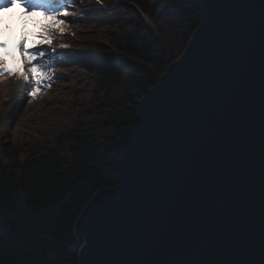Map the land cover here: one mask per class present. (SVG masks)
<instances>
[{"label": "water", "instance_id": "water-1", "mask_svg": "<svg viewBox=\"0 0 264 264\" xmlns=\"http://www.w3.org/2000/svg\"><path fill=\"white\" fill-rule=\"evenodd\" d=\"M199 3L77 222L79 264H264V0Z\"/></svg>", "mask_w": 264, "mask_h": 264}, {"label": "trees", "instance_id": "trees-1", "mask_svg": "<svg viewBox=\"0 0 264 264\" xmlns=\"http://www.w3.org/2000/svg\"><path fill=\"white\" fill-rule=\"evenodd\" d=\"M72 4L79 18L50 45L68 73L63 92L0 125V264H79L77 222L117 184L118 139L203 20L199 0Z\"/></svg>", "mask_w": 264, "mask_h": 264}, {"label": "rangeland", "instance_id": "rangeland-1", "mask_svg": "<svg viewBox=\"0 0 264 264\" xmlns=\"http://www.w3.org/2000/svg\"><path fill=\"white\" fill-rule=\"evenodd\" d=\"M34 0H27V3H33ZM46 3L52 4L55 8H66L68 12H75L67 17H61L65 21L71 19H78L80 16V9L73 7L74 0H44ZM25 7L20 3L14 5L11 8L6 9L5 11H0V15L6 16V21L0 24V36H3L7 33L5 25L15 28V25L18 21L21 22L20 13L24 12ZM31 11V9H29ZM11 15V17H9ZM33 23L36 24V27H33ZM43 23H50V20L43 16L40 13H35L27 20V30L31 32L39 31V25ZM21 31V30H20ZM60 35V33L55 34ZM62 43V41L60 42ZM64 44V43H63ZM45 50L46 55L41 57L39 60L34 61L33 63H40L42 60L51 61L50 64L46 67H51L53 69L52 79L48 82V86H42L41 90L38 92L36 98H31L28 93L31 91L30 84H20L18 85V78L14 75H4L0 77V105L2 112H0V125L2 128H7L12 126L20 119H22L25 114H30L34 110V116L39 110H42L44 107H49V105L56 99V97L63 92L64 85L61 84V81L68 75L67 71L64 69V63L54 62L51 53L50 45L39 46ZM10 50L14 51L13 48ZM15 52V51H14ZM3 50H0V55H2ZM16 53V52H15ZM17 55V54H16ZM11 64V58H7ZM62 66V67H60ZM58 81V82H57ZM57 82V84H56ZM54 85V90H51V86Z\"/></svg>", "mask_w": 264, "mask_h": 264}, {"label": "snow or ice", "instance_id": "snow-or-ice-1", "mask_svg": "<svg viewBox=\"0 0 264 264\" xmlns=\"http://www.w3.org/2000/svg\"><path fill=\"white\" fill-rule=\"evenodd\" d=\"M70 2V0H68ZM22 6L25 7V16L31 17L35 13H40L50 20V23L39 25V31L31 32L27 30V21L21 17L20 39L16 43L15 48L19 51V58L16 53L9 49V40L0 39V77L4 75H14L18 80L31 85V91L28 95L36 98L42 86H48V82L52 79L53 69L46 67L51 61L42 60L40 63H33L46 55L45 50L39 46L51 45L55 39V34L64 33L65 20L61 17H67L66 8H55L52 4L44 2V0H34L33 3H27L22 0ZM31 9V11L29 10ZM33 27L36 24L33 23ZM7 33H12V27L5 25ZM2 33V30H0ZM62 48L68 47L61 45ZM11 58V64L7 58Z\"/></svg>", "mask_w": 264, "mask_h": 264}, {"label": "bare ground", "instance_id": "bare-ground-1", "mask_svg": "<svg viewBox=\"0 0 264 264\" xmlns=\"http://www.w3.org/2000/svg\"><path fill=\"white\" fill-rule=\"evenodd\" d=\"M21 24V22L20 21H18L17 23H16V25H15V28L13 29V32L12 33H8V35H6V36H2L1 38H4V37H6V38H8V40H9V47L10 48H13L14 49V51L16 52V56H17V59L19 58V51H18V49H16L15 48V45H16V37L20 34V28H19V25ZM0 38V39H1ZM18 83V85H20V84H25V82H23V81H18L17 82Z\"/></svg>", "mask_w": 264, "mask_h": 264}, {"label": "clouds", "instance_id": "clouds-1", "mask_svg": "<svg viewBox=\"0 0 264 264\" xmlns=\"http://www.w3.org/2000/svg\"><path fill=\"white\" fill-rule=\"evenodd\" d=\"M20 3L22 5V0H11L10 3H8L7 5L3 6V7H0V11H5L6 9L8 8H11L13 7L14 5ZM9 17H11V15H9ZM21 17H24V19L27 21L29 16H25V10L24 12H21L20 13V18ZM4 21V17L0 16V23H2Z\"/></svg>", "mask_w": 264, "mask_h": 264}]
</instances>
